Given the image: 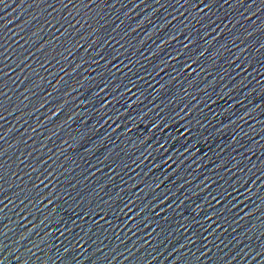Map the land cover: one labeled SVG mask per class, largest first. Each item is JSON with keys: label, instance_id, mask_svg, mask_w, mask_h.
Listing matches in <instances>:
<instances>
[{"label": "water", "instance_id": "water-1", "mask_svg": "<svg viewBox=\"0 0 264 264\" xmlns=\"http://www.w3.org/2000/svg\"><path fill=\"white\" fill-rule=\"evenodd\" d=\"M0 264H264V0H0Z\"/></svg>", "mask_w": 264, "mask_h": 264}]
</instances>
